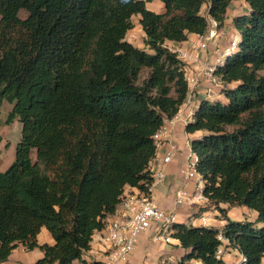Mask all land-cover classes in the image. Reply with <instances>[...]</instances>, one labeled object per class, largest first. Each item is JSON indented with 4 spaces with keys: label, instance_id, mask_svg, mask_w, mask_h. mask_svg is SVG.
I'll return each instance as SVG.
<instances>
[{
    "label": "trees",
    "instance_id": "1",
    "mask_svg": "<svg viewBox=\"0 0 264 264\" xmlns=\"http://www.w3.org/2000/svg\"><path fill=\"white\" fill-rule=\"evenodd\" d=\"M151 1L0 0V102L22 124L15 159L0 171V262L23 244L43 251L30 264H100L84 256L94 233L127 185L148 191L155 135L189 94L185 61L166 42L205 34L210 19L225 26L241 0H161L159 12ZM242 1L231 18L237 42L214 69L235 85L222 88L224 99L199 100L185 125L203 191L227 223L221 232L177 222L173 237L186 253L169 264H221V245L244 253L242 264H262L264 0ZM137 14L153 52L126 38ZM221 203L258 218L233 220ZM43 227L53 244L39 243Z\"/></svg>",
    "mask_w": 264,
    "mask_h": 264
},
{
    "label": "crops",
    "instance_id": "2",
    "mask_svg": "<svg viewBox=\"0 0 264 264\" xmlns=\"http://www.w3.org/2000/svg\"><path fill=\"white\" fill-rule=\"evenodd\" d=\"M174 44L173 41H170ZM175 45H178L175 44ZM174 45V46H175ZM198 103L195 104V109L188 113H180L181 117L187 119V121L192 120L193 113L197 109ZM185 125L177 122L175 129L168 138L156 137L157 140V153L156 156L150 162V168H155L160 163V157L164 154L168 147L169 140H174L178 146V154L176 158L166 166L167 178L166 180L157 185L153 189V196L156 203L167 210H175L178 222L187 224L188 221L191 225H204L201 221V216L203 214L207 215L211 221V224L206 226H213L217 229L218 227L226 224V219L221 213L220 209L215 205L208 203H203L200 206H189L175 205V195L178 188L186 186L189 191L194 190L193 183L185 184L181 178L180 171L185 167L190 155L196 157L189 145V135L185 130ZM137 188L127 185L125 187V193L136 190ZM220 207L226 209V213L229 218H234L236 220H250L255 221L258 218V213L256 210L249 208L247 206L232 207L227 203H221ZM122 209L121 203L118 204L116 211L107 217V223L113 218L117 217L118 211ZM194 217L196 219L194 220ZM188 225V224H187ZM224 229V228H223ZM220 231V229H219ZM223 231V230H222ZM221 231V232H222ZM105 232V229L97 230L93 235V240L91 242V248L85 253V258L89 262L102 261L107 248V244L101 241V235ZM158 227L154 224L148 230L144 231L138 240L135 250L130 255L129 259L124 264H169L177 262L186 253V249L181 246L180 241L172 237L170 242H166L163 239L157 237ZM39 243H54V238L51 232L43 227L38 234ZM235 252H240L237 248L231 246H225L224 253L222 255V260L227 263H233L238 260L239 257L234 254ZM241 253V252H240ZM43 256V251L36 247L34 249H28L25 245L19 244L11 253L8 260L0 262V264H30L35 262ZM197 264H201L197 262ZM262 264H264V255L262 257Z\"/></svg>",
    "mask_w": 264,
    "mask_h": 264
},
{
    "label": "built area",
    "instance_id": "3",
    "mask_svg": "<svg viewBox=\"0 0 264 264\" xmlns=\"http://www.w3.org/2000/svg\"><path fill=\"white\" fill-rule=\"evenodd\" d=\"M218 26L215 19H210L212 29ZM173 49V48H172ZM178 52V49H173ZM182 114L178 112L171 119H166L159 129L156 137L168 138L177 122L183 121L186 124L188 121ZM157 141V140H156ZM178 154V146L174 140H169V144L164 154L160 157V163L152 170L153 179L148 185V191L140 189L124 192L121 205L122 209L118 211L117 217L110 220L104 227L105 232L101 235V241L106 243L104 258L100 264H124L135 250L140 235L157 224V237L170 242L175 230L174 225L178 222V217L175 210H167L159 206L153 196L155 186L163 183L167 178L166 166L170 164ZM197 156H189L188 161L180 171L181 178L185 184L193 183L194 190L189 191L184 185L177 189L175 195V205L200 206L203 203H208L209 198L204 193V179L196 168ZM202 224L209 225L211 221L205 214L201 216ZM219 238L223 242L228 240L219 234ZM224 245H221L217 251V258L222 259L224 253ZM247 260L244 253H240L238 260L233 263H227L222 260L221 264H242Z\"/></svg>",
    "mask_w": 264,
    "mask_h": 264
},
{
    "label": "rangeland",
    "instance_id": "4",
    "mask_svg": "<svg viewBox=\"0 0 264 264\" xmlns=\"http://www.w3.org/2000/svg\"><path fill=\"white\" fill-rule=\"evenodd\" d=\"M150 9L154 11H163V3L161 0H153L147 4ZM244 1H234L228 10V19L223 27H210L203 35L190 34L188 39L178 43L166 42V45L171 49H178L179 56L185 61L186 75L189 81V94L180 108V112L188 113L195 109V104L202 98H209L211 100L224 99L221 95L223 87H233L235 82L224 84L219 80V77L214 74V69L217 64L222 60L224 53L233 50L234 43L237 42V31L232 25V16L244 11ZM207 4L205 3L202 8V13L207 15ZM28 12L22 10L20 16L26 17ZM133 27L127 32L126 38L131 41L135 46L153 52L152 49L145 43L146 34L140 23V15L132 17ZM175 45V46H174ZM264 74V70L261 71ZM13 108V104L7 100L0 102V135L3 140L0 143V171L6 170L14 161L16 156L17 143L21 136L22 124L16 118L8 121L9 113ZM184 124L183 121H180ZM32 157L36 159V152L32 153ZM241 205L232 206L239 207ZM245 206V205H242ZM196 217H194V220ZM233 220V217L231 218ZM227 223V220H226ZM191 225V222H187ZM220 231L223 227H218ZM225 248V245L223 246ZM237 257L240 252H235Z\"/></svg>",
    "mask_w": 264,
    "mask_h": 264
}]
</instances>
